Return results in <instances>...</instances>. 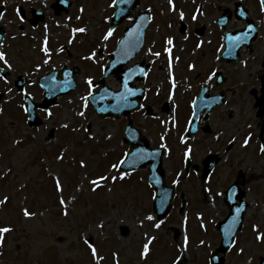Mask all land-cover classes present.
Here are the masks:
<instances>
[{
    "label": "rangeland",
    "instance_id": "374dc122",
    "mask_svg": "<svg viewBox=\"0 0 264 264\" xmlns=\"http://www.w3.org/2000/svg\"><path fill=\"white\" fill-rule=\"evenodd\" d=\"M145 1L154 21L146 36L144 51L149 65L156 64L151 67L155 80L149 77L150 83H156L151 85L152 94L148 92V95L152 98L147 97L146 102L156 107L159 102L169 99L170 110L168 113L155 111L154 116L161 123L160 134H157L158 131L151 133L148 125H145L150 122L145 115L143 117L137 113L130 119L154 147L165 145L163 141H168V147L177 154L178 143L182 142L181 136L184 134V129L180 131L179 128H185L187 124L195 100L192 94L197 93V88L185 82L182 84L179 79L178 84L175 78L173 86L177 88L173 91L170 89L171 93L166 99L169 90L166 86V69L160 64L164 63L170 69L172 64L168 57L183 60L189 47H197L200 43L185 33H181V38L168 33L177 32V23L180 21L179 14L171 12L169 0ZM185 1L192 12L194 10L196 19L193 23L210 31L213 18L207 16L205 8L207 10V6H213L216 2H220V5L225 2V5L230 6L235 0ZM55 2L0 1L8 9L4 21L8 29L13 31L16 24L20 23L29 31L27 50L32 61L28 67L32 78L30 93L41 102L42 93L35 88L38 78L64 65L76 69L79 83L78 90L60 98L55 107L49 111H38L42 124L30 128L21 107L24 104L22 97L7 82L0 80V94L3 95L0 102V200L7 198V203L0 204V227L13 229L4 235L3 246L0 247V264H97L85 240L97 248L99 256L104 257L99 264H116L114 254H118L119 264H174V261L182 260H187L188 264H210V250L219 248L217 225L227 216V211L222 207L224 190L218 188L222 184L223 188L228 187L231 184L229 179L218 175L219 179L212 184L182 179L179 192L187 195V212L184 216L180 214V202L177 200L167 218L158 221L152 211L154 193L148 185L147 172L136 170L123 173L120 169L117 171L112 168L113 164L120 167L119 162L128 151L129 145L123 142V130L128 119L100 118L95 115L90 104L82 99L89 96L88 79L93 81L92 89L97 92L100 90L99 82L104 67L110 64V54L123 31L134 24L135 16L147 9L146 3L140 4L131 17L105 40L114 14L113 0H67L71 4L69 12L60 16H55L52 9ZM173 3L175 8H180L184 0H173ZM252 4L249 2V6ZM16 5L25 9L40 6L45 10L43 22L37 28H29L22 19L15 23ZM197 7L204 9L196 13ZM12 20L15 24L11 23ZM78 28H85L86 32L74 33L73 29ZM159 36H162L161 39ZM168 39L173 40L172 45H167ZM45 40L48 41L50 56L42 51ZM169 47L170 54L166 51ZM6 49H9V45ZM157 52L159 56L153 55ZM93 53L94 59H85ZM143 61L146 65V58L141 53L125 68ZM200 61H203L201 57ZM175 66L181 72V66L178 63ZM18 69L16 74L26 72L23 66ZM184 76L181 74V79ZM107 83L114 91L120 90L119 77L113 76ZM95 90H91L92 94L97 93ZM241 91V95L232 100L229 106L235 113L234 118L225 125H218L219 121L215 119L217 130H225V142L237 134L239 124L253 120L251 101L246 96V89ZM174 98L178 99L173 102ZM81 112L83 116L79 114ZM226 112L225 108H221L216 117ZM65 124L67 127H64ZM172 124L175 129H179V136L176 131L175 134L170 132ZM171 137L173 140L169 141ZM242 138L241 133L240 141ZM255 157L259 159V156ZM81 161L87 167L82 168ZM165 168L169 182L175 176L171 174L173 171L175 174L181 173V160L170 155L165 159ZM227 171L223 169L222 174L228 175ZM243 171L247 174L245 192L254 185L249 188L248 220L238 236L237 248L228 254L226 264H260L264 257V241L257 239L264 235V161H257L249 173L246 167ZM120 175L126 178L111 179ZM101 176L109 179L101 181V186L92 191L94 186L90 181ZM54 177H59L62 191L56 189ZM206 185L212 189L211 192L207 193ZM61 199L66 202L65 205L60 203ZM24 209L32 214L31 218L24 216ZM65 211L67 215H64ZM146 216H153L154 220L148 221ZM158 222H162L159 229L155 228ZM146 235L149 238L154 236L155 240L150 244L149 255L144 259L141 258V252L147 242ZM185 236L188 237V245L182 248Z\"/></svg>",
    "mask_w": 264,
    "mask_h": 264
},
{
    "label": "flooded vegetation",
    "instance_id": "af4514ba",
    "mask_svg": "<svg viewBox=\"0 0 264 264\" xmlns=\"http://www.w3.org/2000/svg\"><path fill=\"white\" fill-rule=\"evenodd\" d=\"M249 2H253V4L249 6ZM224 3L222 2L223 5H220V2H216L213 6H207V10L205 8L207 16L213 18V26L210 31H206L204 26H196L193 22L189 23L192 17L190 15L192 9L185 0L183 6L175 8L180 16V21L177 23V33L180 35L181 33H188L189 37H194L200 43L197 47H189L190 65L189 68L184 69V74L188 76L185 80L190 86L196 87L199 94L204 91V99L208 103L207 109L202 107L198 120V132L194 138L186 141V144L183 145L178 143L177 154L170 148L167 149V156L171 155L180 159L183 167L187 156L191 161L188 173L175 174L174 171L171 173L175 175L176 181L185 178V180L204 182L203 178L208 177V180L204 183H210L217 181L219 175L224 176L225 180L229 179L231 184L227 189L231 185L237 184V193L241 194L242 191L245 192L244 183H246L245 178H247V174L245 175L243 171L244 166H249V162L255 163L257 161L255 156L264 159V152L261 151V147L264 146V117L259 116V111L256 108L257 99L261 96V93L258 94L257 91H261L264 87V4L261 0H235L230 6ZM238 3H242L241 5H244L245 9L241 5L238 6ZM21 9L22 11H20ZM203 9L204 7H202V11ZM210 10L213 11L209 14ZM32 13L33 8L25 9L23 6L16 5L14 10V19L16 20L14 22L16 23L18 19H22L23 23L30 26L29 28H34L31 24ZM181 13H183V19H181ZM227 18H229L228 26L224 28L223 24H225ZM14 22L12 20L11 23L15 24ZM175 22L173 20V23ZM28 34L27 28H24L20 23L16 24L13 31H10L7 27V34L1 51L7 55L6 59L11 67H7L3 61H0V69L10 70L6 80L10 81L13 89H16L15 84L17 81H20V83L25 81L24 79L19 80L20 75H26L30 78L28 67L31 60L27 50L30 36ZM228 35H233L230 37V39H233L230 41L234 43V49L231 53L238 55L236 62L229 61L235 55L227 57L225 54ZM7 45H9L10 54L6 49ZM200 57L203 60L202 62ZM22 66L26 69V72L16 74L17 70L19 71L18 68ZM0 79H2L1 73ZM30 86V84L26 86L27 92H30ZM241 89H246V96L251 101L253 120L239 124L237 134L232 135L225 142V132H223L225 130H217L215 119L219 121L218 125H225L226 122L234 118L235 113L229 106L232 100L241 95ZM37 92H40V89ZM17 93L23 98V94ZM147 95L148 90L146 87L140 114L145 115L150 121L145 125H148L151 133L158 131L157 134H160L161 123L159 119L156 120L154 114L155 111L168 113L170 110L169 104L163 101L162 103L159 102L157 108L153 107L146 103ZM218 97H226L227 104L223 107L217 106L209 109ZM221 108H225L227 112L226 114H220L217 118L216 115ZM190 119L189 126L194 119L193 108H191ZM241 133L243 138L240 141ZM171 140L172 137L169 141ZM195 140L197 142L193 143ZM245 141H247L246 145ZM163 143L168 144V141H163ZM189 148L191 154L185 155ZM223 169L228 170V175L222 174ZM240 197L241 195H239V199Z\"/></svg>",
    "mask_w": 264,
    "mask_h": 264
},
{
    "label": "water",
    "instance_id": "95a60500",
    "mask_svg": "<svg viewBox=\"0 0 264 264\" xmlns=\"http://www.w3.org/2000/svg\"><path fill=\"white\" fill-rule=\"evenodd\" d=\"M61 4V2H58L57 6H59ZM67 9V8H65ZM132 6H126V9L120 8V6H118V12L116 14V17L114 18V24H113V28L117 27L119 24L122 23V21L124 20V18L126 16L129 15V13L131 12ZM123 40H121L120 44H119V48L117 50V52L114 54V58L116 59V61H114L113 66L111 68V70L106 71L105 74V78L103 79V84H104V88L102 90V92L98 95V97H101L102 95H104L106 93V91H108V88L106 87V80L109 76V74L111 73V71L113 69L116 70L117 69H121V65L122 63H118V59H122L123 56H121L122 54H124L122 52V44ZM119 59V60H120ZM65 80L63 82L60 83H54L51 80H48V78L44 79L42 82L43 87L45 88V98H44V103L41 105V107L43 109H47L52 105L56 104L57 99L61 96V95H68L70 93H72L75 90L76 87V83H74L73 79H72V74L70 75V77L68 78L69 75H67L66 73L63 74ZM55 77L54 74L51 75V77ZM55 85V87L52 86V84ZM51 84V85H50ZM118 97V99L123 96L122 93L121 94H117V95H113V99L111 101V104H105L102 108L98 109L97 112L100 115H105V116H111V115H120L122 111H124L123 108V100L121 99L120 102L117 104L116 103V99ZM93 100V98H92ZM28 107L27 110L30 113V125L31 126H39L41 124V122L39 121L37 115H36V109H37V105L33 104L31 102V99H28ZM144 146V147H148L146 143L142 142V143H137L136 144V148L139 146ZM140 153H143V151H138V149H136L135 151H130V153L128 154L127 158H126V163H124L125 165L130 164L133 161H142L144 162L142 165L140 166H145L147 165V163H149V160H146V158H141L140 157ZM150 184L155 188V211L158 213L159 215V219H163L166 217V215L168 214L169 210L172 207V203L174 200V187L172 188H167L165 181H164V174H163V170H162V162L158 161L155 162L154 167L152 168L151 171V178H150ZM185 205V204H184ZM231 210H233V207H231ZM234 240V236L232 235L230 238V243ZM223 247H225V253L227 252V250L229 249V245L226 247V245L223 244ZM225 258L221 259L219 261V263L216 262V264H223L224 263ZM182 264H187L186 262H183Z\"/></svg>",
    "mask_w": 264,
    "mask_h": 264
},
{
    "label": "snow or ice",
    "instance_id": "6c2138e0",
    "mask_svg": "<svg viewBox=\"0 0 264 264\" xmlns=\"http://www.w3.org/2000/svg\"><path fill=\"white\" fill-rule=\"evenodd\" d=\"M116 2H117V0H113L112 7H115ZM125 2H126V0H125ZM262 3H264V0H262ZM169 4L172 5V10L175 11V5L173 3V0H169ZM20 11H22V9ZM81 11H83V9H81ZM197 11L199 12V10H197ZM183 18H184L183 17V13H181V19H183ZM0 19H2V17H0ZM141 19H144V17H141ZM193 19H196V16H193ZM113 31L114 30H109L108 33H107V35H105L104 39L107 40L109 37H111L113 35ZM136 31L137 30L134 29L132 32H129V36H132L133 35V32H136ZM73 32L74 33L75 32L84 33V32H86V29L85 28L73 29ZM122 43H126V42H122ZM166 43H167V45H172L173 44V40L172 39H168ZM47 44H48V41L45 40L44 41V47L42 48V51L44 52V54L46 56H50V52L48 50ZM61 51H63V49H61ZM166 51L170 54L171 53V48L170 47L167 48ZM153 55L159 56L160 53H158V52L157 53H153ZM94 58H95V53H93L89 57H85V59H94ZM0 61H3L7 67H9V68L11 67V65L8 64V61H7V59L5 57V54L3 52H0ZM45 63H48V61L45 60ZM144 75L146 76L147 73H144ZM5 82H7V81H5ZM86 83L89 86V95H92V91L91 90H92V87H93V81L91 79H88L86 81ZM174 83H175V81H174V78H173V84ZM124 89H125V91L123 93V97L124 98H127L129 96H133V95L136 94L133 90H131V89H129L127 87V78H125V81H124ZM82 99L86 102L88 100V96H85ZM86 106H87V104H85V107ZM0 111H2V110H0ZM25 111H27V109H25ZM48 114H49V116L52 115L51 113H48ZM79 114L81 116L84 115L83 112H81ZM64 127H67V125L65 124ZM246 144H247V141H245V145ZM162 146H164V145H162ZM261 151L264 152V146L261 147ZM190 154H191V149L189 148L188 151L185 153V155H190ZM148 155H155V154H153V153H147V154L141 153L140 154V157L141 158H144V156H148ZM59 159L62 160L63 157H59ZM124 163H126V160H121L119 162V164H121V165H123ZM80 166L82 168L87 167V165L84 164L83 161H81ZM112 168L115 169V170H117V171L119 170V168H118V166L116 164H113L112 165ZM125 178H126L125 175H120L119 177H116V176L111 177V179L113 181H115L116 179L123 180ZM108 179H109V177H107V176H101L99 179H93V180H91L90 183L94 186L92 188V191H96V189L101 186V181H106ZM54 183H55L56 189L58 191H62L63 190L62 189V185H61V181H60L59 177H54ZM4 203H7V198L6 197H5L4 200H0V204H4ZM60 203L62 205H65L66 204V202L63 199L60 200ZM239 212H240V209H237V214H239ZM31 215L32 214L27 209H24V216L25 217L31 218ZM64 215H67V211L64 212ZM145 219L148 220V221H152V220H154V217L153 216H146ZM201 219H202V217H201ZM161 223L162 222L156 223L155 224V228L159 229L161 227ZM141 226H143V225H141ZM100 227L103 228L104 226L103 225H100ZM202 227H203V225H202ZM11 231H13V229H11L9 227H0V247L3 246L4 235L7 234V233H10ZM257 239L264 241V235L258 236ZM146 240H147V242L143 245V250L141 252V258H144V259H146L147 256L149 255L150 244L155 240V237L153 236V237H150L149 238L146 235ZM85 243L88 244V247L91 250V254H92L93 258H95L96 261H97V264H99V262L102 261L104 259V257L98 255L97 248L95 246H93L91 243H89L88 240H85ZM187 245H188V237L185 236L181 247L182 248H186ZM114 259H115L116 264H119L118 254H114ZM174 264H178V262L177 261H174Z\"/></svg>",
    "mask_w": 264,
    "mask_h": 264
}]
</instances>
